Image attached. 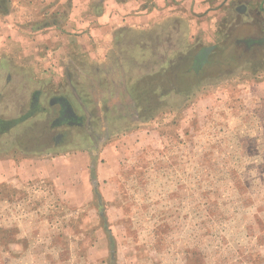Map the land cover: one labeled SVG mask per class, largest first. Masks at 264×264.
Returning a JSON list of instances; mask_svg holds the SVG:
<instances>
[{
  "label": "rangeland",
  "instance_id": "374dc122",
  "mask_svg": "<svg viewBox=\"0 0 264 264\" xmlns=\"http://www.w3.org/2000/svg\"><path fill=\"white\" fill-rule=\"evenodd\" d=\"M223 1H211L208 26L195 19L188 37L176 21L144 54L127 44L122 63L134 67L119 74L125 87L103 69L71 76L88 122L65 136L63 153L92 148L98 129L118 119V135L136 132L94 186L82 178L72 190L66 171L50 179L36 163L33 173L0 164V264H264V48L247 54L242 44L264 26L255 12L241 18L249 0ZM184 42L194 44L188 53ZM207 48L198 70L194 59ZM5 76L0 121L13 124L1 127L0 159L60 156L47 99L33 109L31 100L20 103L23 86ZM126 82L137 84L129 91ZM98 88L100 98L110 88V97L88 109V91Z\"/></svg>",
  "mask_w": 264,
  "mask_h": 264
},
{
  "label": "crops",
  "instance_id": "0c3cea01",
  "mask_svg": "<svg viewBox=\"0 0 264 264\" xmlns=\"http://www.w3.org/2000/svg\"><path fill=\"white\" fill-rule=\"evenodd\" d=\"M211 1L0 0V73L5 71L4 82L23 86L20 91H23L25 98L20 97L18 100L20 103L27 99L32 103L36 95L37 106L44 99H47L50 105V102L54 103L55 98L63 97L75 114L84 118L83 128H85L88 122L87 119L85 121L87 116L81 109V104L78 103V90L74 87L75 82L70 80L71 76L74 74L90 78L93 76V70L103 69L115 73L113 86L125 87V70L134 67L133 63H129L127 67L122 63L127 50L129 52L127 44H130L129 48L137 45L138 48L140 47L135 48L138 49L137 54H144L142 46L160 43L168 30L177 27L176 21L184 22L179 25L185 31L183 36L188 37V30L191 27L193 29L195 19L202 22L203 30L204 25L208 26V19L212 13ZM230 1L227 0L226 3L223 1L224 6ZM249 1L250 4L240 8L241 18L245 20L249 17V13L255 12L256 17L253 20L264 22V0ZM223 7L221 9L218 7L217 11L224 14ZM193 46V43L186 45L184 42L182 51L188 53ZM82 59H89V61L84 62ZM96 80V83H99V80ZM127 83L131 86L129 91L137 84ZM50 85L56 86L54 88L58 90L56 94H46L48 91L45 92V86ZM67 85L70 87H65ZM59 86L64 88L59 90ZM100 91L99 88L92 92L88 91L94 102L86 106L88 109L100 106V102H105L110 97V88L103 91L101 98ZM95 93L99 94V99L95 97ZM18 110L21 112L23 105H20ZM41 110L46 112L43 107ZM124 120L125 118L118 119L104 128L100 127L95 137L96 144H92V148L72 151V153H63L71 146V142L67 145L68 140L65 142L64 138L69 132L72 134L74 128H53L56 144L54 151L55 153L61 151L60 156H49L51 152H46L47 155L43 154L39 158H34L38 156H28L26 154L30 153L18 149L17 154L28 157L21 159V162L11 157L6 160L0 159V164L2 167L11 165V168L20 166L22 170L26 169L33 173L36 163L40 167L42 176L50 179L60 180L63 171H66V177L68 175L69 180L73 181L69 186L72 190H76L82 178H86L94 186L98 184V181L102 183L106 180L104 173L103 175L100 173L102 167H108L109 171H112L111 169L119 164L118 156L123 151L122 145L125 144L126 139L129 140L130 135L136 132L133 130L128 133L121 132L118 135L116 130L124 124ZM58 136H61V139L56 141ZM104 152L106 157L108 156L106 163L102 162ZM79 161L83 163L80 169ZM93 195L97 197L100 193L94 192Z\"/></svg>",
  "mask_w": 264,
  "mask_h": 264
},
{
  "label": "flooded vegetation",
  "instance_id": "af4514ba",
  "mask_svg": "<svg viewBox=\"0 0 264 264\" xmlns=\"http://www.w3.org/2000/svg\"><path fill=\"white\" fill-rule=\"evenodd\" d=\"M257 23L259 24V27L264 24L263 22H262L263 24L261 22H257ZM242 44L244 45L245 52L247 54L252 53V51L260 50V49L264 48V35H263L262 38H260V37L256 38V39L250 38V39L244 40L242 42ZM200 52H202V53H200ZM200 52H199L200 54L199 53L197 54L198 58L195 57V59H194L195 68L196 69L199 68V67L201 68L203 66L201 63L203 61V55L205 54V52H203V51H200ZM208 56H209V54H208ZM49 106H50V108L52 110H54V112H52V115L54 116V120H53V123H52V129L53 128H56V129H62V128L71 129V128L83 127L84 118L83 117L82 118L78 117L75 114L74 111H73V113L70 112V110L67 109L65 106H63V104L61 102H59L57 100V98L54 99V103H53V101L50 102ZM35 107L38 108V106H37V96L36 95H35V97L33 99L32 104H31V108L32 109L35 108ZM69 134H70V132L68 133V135ZM60 139H61V136L56 137V141H59Z\"/></svg>",
  "mask_w": 264,
  "mask_h": 264
},
{
  "label": "water",
  "instance_id": "95a60500",
  "mask_svg": "<svg viewBox=\"0 0 264 264\" xmlns=\"http://www.w3.org/2000/svg\"><path fill=\"white\" fill-rule=\"evenodd\" d=\"M213 48H207V49H204L202 50L203 52H205V54L203 55V61H202V65H205L208 61V54L211 52ZM202 53V52H200ZM199 53V54H200ZM196 58H198V56H196ZM201 65V66H202ZM200 68V67H199ZM199 68H197L199 70ZM57 100L59 102H61L63 104V106H65L67 109L70 110V112L73 113V110L71 109V106L68 104L67 100L63 97H60V98H57ZM13 124V122H4V121H0V128L3 127V128H7V127H10L11 125ZM3 128L0 129V131L2 130L3 131Z\"/></svg>",
  "mask_w": 264,
  "mask_h": 264
}]
</instances>
